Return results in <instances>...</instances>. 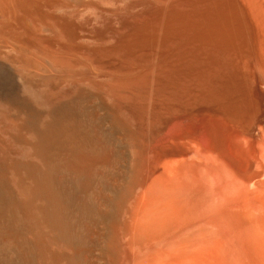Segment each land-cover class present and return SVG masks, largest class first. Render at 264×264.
<instances>
[{
  "label": "bare ground",
  "instance_id": "obj_1",
  "mask_svg": "<svg viewBox=\"0 0 264 264\" xmlns=\"http://www.w3.org/2000/svg\"><path fill=\"white\" fill-rule=\"evenodd\" d=\"M42 1L45 4L48 0ZM54 3L60 6L62 0ZM190 3L193 4L191 10L198 16L190 15L187 8L191 6L186 3V9L182 5L183 9L180 6L172 9L171 16L166 19L168 22L161 23L165 24L162 25L164 28H158L162 40L168 39L170 44L173 40L169 39H178L180 43L177 51H174L175 44L170 45L175 47L176 57L169 54L162 59L161 56L159 59L162 60L147 64L150 67L147 77L140 76L143 79L137 84L146 92L140 96L147 95L145 98L153 103L151 107L145 106L147 108L142 112L145 119L157 118L163 111L181 115V112L186 114V111L203 110L212 105L222 106L227 95H232V90L236 89L237 79L223 71L222 65L225 67L226 62L218 68L219 64L211 60L217 54L213 43L220 45L221 49H225L227 44V47H233L229 46L233 43V31L224 16L226 9H219L221 12L218 14L216 7L219 4H213L207 7L210 8L208 12L205 11L207 9H202L205 11L202 12L201 8L207 2L201 5L198 0H192ZM37 4L38 0H0V60L5 55L15 54H21L28 60L32 58L29 48L19 41L20 37H32L35 30L45 28L49 23L48 16L37 10ZM215 14L214 19L210 18ZM164 42L163 46H166ZM168 45L169 52L173 48ZM208 46L215 49L213 57L212 53L209 56L210 53L205 55L202 51ZM43 60L47 68L46 65L41 67L45 73L40 75L26 72L25 67L19 66L21 91L13 92L16 87L12 85V89L8 88L10 85L7 90L0 89V264H122V257L126 264L132 259L128 252L131 249L127 246L133 245V238L128 243L129 236L142 231L145 232L143 242H146V234L153 236V248L146 246V249L153 254L157 251L155 256L152 254L153 260L146 250L148 254L144 256L150 258L149 264H194L195 256L205 257L209 252L211 242L207 240L215 243L218 242L216 237L222 235L220 229L216 230L217 235L212 225L223 224L224 217L231 216L237 220L239 216L247 215L244 201L240 202L232 195L231 201L212 199L207 188L208 169L215 164L232 178V190H245L246 186L238 176L245 170L250 172L251 181L258 176L257 169L254 170L251 160H248L247 148L245 151L239 149L237 153L239 157L243 155L244 164L235 165L228 152L226 154L222 133L217 129L213 144L208 143L201 148L200 143V149L194 144L198 141L192 144L200 151L195 155L187 143L197 137L194 139L191 131H178L174 127L178 132L168 130L174 135L171 134L170 140L166 139L164 149L153 157L158 160L152 167V172H156L153 178L155 187L147 194L143 193L144 190L139 192L142 130L135 124L133 113H130L132 108L124 109L118 105L115 90L89 86L88 81L72 67L57 63L50 57ZM216 69L225 75L217 74ZM7 77L5 80L9 82ZM87 86L91 89L85 88ZM99 90L111 97L113 104L99 99ZM97 105L105 108L102 114L98 113ZM119 110L133 120V125L128 126L131 140L128 160L126 154L123 156L126 164L119 157L115 164L111 163L112 167H105L104 162L108 163L106 160L113 144V123L123 118ZM223 110L225 114L230 113ZM104 119H108L110 124L106 125ZM243 129H233L237 134L231 135L237 148V137ZM120 150L122 153V148ZM261 170L264 177V168ZM141 244V248L135 244L139 246L136 250L145 247ZM140 251L136 258L142 260ZM165 251H169L168 257Z\"/></svg>",
  "mask_w": 264,
  "mask_h": 264
},
{
  "label": "rangeland",
  "instance_id": "obj_2",
  "mask_svg": "<svg viewBox=\"0 0 264 264\" xmlns=\"http://www.w3.org/2000/svg\"><path fill=\"white\" fill-rule=\"evenodd\" d=\"M50 1L51 0H48L47 3L44 4V1L38 0L37 4V10L48 16L50 24L48 23L45 28H36L37 30L33 32L34 35L32 34V37H20L19 43L26 45L29 48L28 51H31L32 58L29 59L30 61L21 54H15L14 56L5 55L2 60H0V81L3 80L0 82V89H12V85L16 87V90L13 88L12 91L16 92L20 88L19 66L22 65L25 67L24 69L26 72L28 71L40 75L41 73H45L41 67L46 65L45 67L47 68V64H44L43 58L50 57L57 63L72 67L74 72L88 81L87 83L89 86L93 85L92 87L95 88L104 86L110 91L111 89L112 91L115 90L113 92L116 95L118 105L124 109L129 107L132 108L133 112L130 113H133L135 124L142 130L140 140L142 165L139 175L140 183L138 190L139 192L144 190L143 193L145 194L151 192L152 188L155 187L153 178L156 172H152V167L158 160L155 158L153 159V157L156 156L157 152L159 153L164 149V144L166 145V142L170 140L175 132L181 130L193 132L194 139L197 138L194 141L188 142L187 145L191 148L192 152L196 153L195 155H198L200 153V151L198 152L197 150L200 149L198 148L199 144L201 143V148L211 144L214 140V131L216 133L217 129L220 130L222 133L221 141L225 146L224 149L226 154L228 152V157L235 165L242 166L245 159L243 155L239 157L237 153H239V149L245 151L244 148H247L249 151L248 160H251L253 169H257L256 172L258 176L251 181L250 172L245 170L243 174L238 177L240 182L246 186V189L243 191L240 189L234 191L232 190L234 185L232 186L231 184L232 178L229 174L221 170L215 164L210 166V170L208 169L207 188L209 189V195L213 196L212 199H228V201H231L233 198H237L240 202L244 201L243 203H245L248 211H246L247 215L242 217L239 216L237 220L231 216L224 217L222 221L223 224L221 223L222 227L221 224L217 227L211 224L212 226H210L213 227L212 230L216 233L220 229L219 233L223 236L218 235L219 233L217 232L218 234H216L218 236L216 240L218 242L215 243L208 239L207 242H211V246L208 250L209 252L206 253L205 257L202 255L195 256L194 264H264V177L261 175V172H263L261 169L264 168V0H198V3L201 5L207 2L206 6L201 8V10L207 9L205 10L207 12L210 9L207 7H211L213 4H219L217 7L214 5L217 8L218 14H220L219 9H226L224 16L229 21L228 24H230L233 31V36L231 37L233 43L229 46L233 47H227V44L225 49L222 48L224 49L222 52L220 45L217 46L213 43L216 51L213 46H208L211 52H208V49H203L202 51L205 55L210 53L209 56L212 53V57L215 54L213 53L214 51L217 53L215 55L216 57L211 60L219 64L218 68L221 67V63L226 62L227 67L222 65L225 69H223V71L227 73V75L233 76L234 80L237 79V81H235L236 89L232 90V95H227L228 97L226 100L224 99L222 106L217 104L211 107H205L203 110L196 109V111L194 110L193 112L186 111V114L185 112H181L182 116L180 113L170 115L163 111V114L159 112L160 118L153 117V119L152 116L151 119H145L142 114L143 110L147 108H145V106L150 105L151 107L153 103L152 101H148V98H145L147 95H142L143 97L140 96L145 91H142L143 87H139L137 83H139V80L142 81L144 77H147L149 72L148 68H150L147 65L148 63L150 65L151 62L158 61L157 59L161 58V56H163L162 59H164L168 57L169 54L176 57L174 51H177L176 49L179 48V40L175 39L174 41V39H169V41L173 40L172 43L170 42L169 44L168 39H161L160 35L162 33L158 28H162V25L168 22L169 16H171V13L176 7L178 8V6L181 7L182 5V7L184 6L185 8L186 3L189 4L188 7L191 6L189 8L186 7L189 13H191L190 15H192V17L196 15L197 13L191 10L193 4L190 3V1L192 0H62L60 6L54 3L55 0H53L52 3H50ZM197 6L199 5L197 4ZM182 7L180 9H183ZM203 10L202 12H205ZM198 15L199 14H197V16ZM215 17L216 14L215 16H210L212 19ZM190 20L195 21V19ZM162 22L165 24H161ZM156 30H158V33H156ZM163 42L164 44L166 43V46H163ZM171 44L172 46L175 44V50L170 46ZM167 45L171 47V49L173 48L170 50L173 53L170 51L168 52L170 48L168 49ZM164 50L166 54H164ZM162 59H159V61ZM144 64L147 67H145ZM217 69L215 72L217 74H222V72ZM11 71L14 72L13 75ZM144 73L146 76H144ZM4 75L7 77L6 79H9L10 83L8 80H5ZM11 80H17V82H12ZM8 85L10 86L8 87ZM240 85L241 87H239ZM89 86L85 88L91 89ZM19 91L21 90L19 89ZM105 94L104 91L99 90L97 97L102 101H109V103L113 104L114 100ZM141 98L144 99L141 100ZM147 101L149 104H147ZM212 107L214 108L212 109ZM96 108L99 114L105 110L104 107L102 108V106L99 105H97ZM223 109L229 110L230 113L227 112V114H225ZM121 112L123 115V118H121L122 121L112 122L115 127L112 136L117 139L111 138L113 140H111V143L113 142L114 145L112 144V147H110V153L106 160L108 163L104 162L105 167H112V164H115L119 157H126V154V159L128 158L127 151L131 144L128 135V126L131 127L133 125V120L124 111ZM225 116L227 117L225 118ZM156 120L160 121L157 122ZM103 121L106 125L110 124L108 119H104ZM138 123H140V125ZM146 123L148 124L146 125ZM174 127L179 130H174ZM242 128H244L243 131L239 133L237 137L239 145L237 148L232 142L231 135L237 134V132L234 133L233 129L242 130ZM171 129L174 133L167 132ZM193 129L196 132L193 131ZM171 134L173 135L171 136ZM216 135L217 133L215 134V138ZM116 140H118L119 143ZM123 143L126 145L124 146ZM193 143L197 146V149L192 145ZM159 145H161V147ZM240 146L241 148H239ZM121 148L122 150L123 148L125 149L122 153H120ZM131 149H134V147H131ZM115 150L118 151L115 152ZM118 153L119 155H117ZM115 154L118 157L115 156ZM213 156H215L214 153ZM125 157L122 160L126 164ZM148 168L150 170H148ZM151 175L152 179H150ZM120 179L119 181H121ZM252 182L254 185H249ZM87 192L84 193L86 197L88 196ZM231 195L233 198L230 199ZM249 205L252 207L250 208ZM228 228L229 230L227 231L226 229ZM231 228H234V230ZM137 234L138 233L132 234L133 237L132 235L129 236L131 238L128 240V243H130L129 241L133 238V241H131L133 245L127 244L129 245L127 247L131 249L130 251L132 253L127 248L129 256L132 259L126 264H146V262H150V256H152L154 260V256L157 253L156 250L154 254L148 251L150 247L153 248L151 245L152 235L146 234V242H143V239H145V232H139L136 238L135 236ZM138 237H141L139 239H142L141 241L143 244H141L142 242H140V240L138 242ZM135 238L137 239L135 242H138L135 244L145 246H142V249H140L141 251L138 248V250H136L138 245L135 246L134 244ZM144 243H146V245ZM146 246H148V249H146ZM152 248L150 250H153ZM146 250L151 254L148 255L150 257H148L149 260L146 258L148 254ZM139 251L141 252L139 255L142 260H140L139 257L136 258ZM142 252L146 254H142ZM165 254L167 256L169 251H165ZM123 260L124 258L122 257V264H124ZM153 260L151 262H153ZM139 261L141 262L139 263Z\"/></svg>",
  "mask_w": 264,
  "mask_h": 264
}]
</instances>
